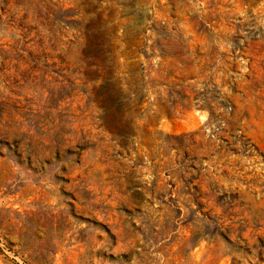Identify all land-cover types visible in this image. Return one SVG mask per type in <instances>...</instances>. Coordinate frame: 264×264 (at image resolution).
<instances>
[{
	"label": "rangeland",
	"instance_id": "1",
	"mask_svg": "<svg viewBox=\"0 0 264 264\" xmlns=\"http://www.w3.org/2000/svg\"><path fill=\"white\" fill-rule=\"evenodd\" d=\"M132 1L101 4L129 99L103 119L81 75L31 72L40 20L8 1L28 16L0 27V264H264V0H136L141 55Z\"/></svg>",
	"mask_w": 264,
	"mask_h": 264
},
{
	"label": "trees",
	"instance_id": "2",
	"mask_svg": "<svg viewBox=\"0 0 264 264\" xmlns=\"http://www.w3.org/2000/svg\"><path fill=\"white\" fill-rule=\"evenodd\" d=\"M8 1L0 2V27L12 23L14 17L20 13H23L20 23L24 25L28 16V11L24 6L17 7L9 17L2 19L6 13L5 8ZM103 1L81 0L76 8L65 9L64 4L59 5V0H33L32 12L40 20V24L22 26L24 33L18 38L17 46V51L20 53L24 52V48L29 43L35 44L41 50L39 54H29L31 72L40 70L49 72L58 69L57 76L62 75L63 79L59 83H76L74 79L76 75L82 76L81 83H91L92 92H88L85 87L83 92L88 97V102L98 105L103 113L101 119L109 115L124 113L129 102V99L123 97L119 91L115 78L111 58L112 37L109 34L113 11L106 12L102 9ZM136 7V0L125 5L121 11V18H133L127 27L131 31V48L128 49L137 47L141 55L148 49L145 39L143 42L139 40L144 36L149 18L147 20L139 16L144 12L143 9ZM136 15L138 17L134 18ZM153 25L151 24V27ZM138 44L141 45L138 47L136 46ZM54 52L57 54H52ZM73 54L75 60L71 62L70 58ZM54 58L58 60V64L49 65L48 59ZM6 60V54L0 52V70L3 69ZM134 73V71L131 72V75ZM126 135L124 131L121 132V137H126Z\"/></svg>",
	"mask_w": 264,
	"mask_h": 264
}]
</instances>
